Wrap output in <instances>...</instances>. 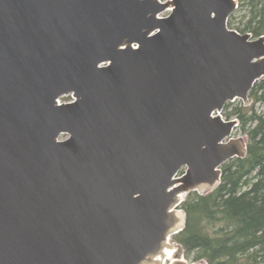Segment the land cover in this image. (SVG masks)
Segmentation results:
<instances>
[{
  "label": "water",
  "instance_id": "water-1",
  "mask_svg": "<svg viewBox=\"0 0 264 264\" xmlns=\"http://www.w3.org/2000/svg\"><path fill=\"white\" fill-rule=\"evenodd\" d=\"M239 7L0 0V264H161L179 250L167 240L186 228V197L248 155L238 121L212 116L264 79V36L228 26Z\"/></svg>",
  "mask_w": 264,
  "mask_h": 264
},
{
  "label": "trees",
  "instance_id": "trees-1",
  "mask_svg": "<svg viewBox=\"0 0 264 264\" xmlns=\"http://www.w3.org/2000/svg\"><path fill=\"white\" fill-rule=\"evenodd\" d=\"M238 1L244 14L236 27L233 15L229 27L264 36V0ZM250 99V107L241 101L225 109L226 119L237 118L249 137L247 157L222 166V184L213 193H191L182 204L187 224L174 240L189 262L264 264V112L257 110L264 106V84H255Z\"/></svg>",
  "mask_w": 264,
  "mask_h": 264
},
{
  "label": "rangeland",
  "instance_id": "rangeland-1",
  "mask_svg": "<svg viewBox=\"0 0 264 264\" xmlns=\"http://www.w3.org/2000/svg\"><path fill=\"white\" fill-rule=\"evenodd\" d=\"M243 14H244V12H240V10H237V11L235 12V14H234L235 17H236V21H235V22H237V23L235 24V27L239 25V24H238V21L241 19V17L243 16ZM259 83L264 84V79L260 80ZM67 99H68V98L65 97V98L62 99V100L64 101V100H67ZM251 104H252V102H251L249 105H246V106L250 107ZM239 105H240V102H239V101H237V102L234 103V106H239ZM257 110H258V112H260V113H261V112H264V106H261L260 104H258V105H257ZM234 118H235V117H234ZM234 137H235V138H238V137H245V138L249 141V137H248V135L246 134V132H244V131L242 130V128H241L240 126L236 128V130H235V132H234Z\"/></svg>",
  "mask_w": 264,
  "mask_h": 264
},
{
  "label": "built area",
  "instance_id": "built-area-1",
  "mask_svg": "<svg viewBox=\"0 0 264 264\" xmlns=\"http://www.w3.org/2000/svg\"><path fill=\"white\" fill-rule=\"evenodd\" d=\"M161 1H162V2H166V1H168V0H161ZM169 14H170V12L167 11V12H164L163 14L159 15V17H160V18H166V17L169 16ZM214 115H215V114H214ZM168 243L171 244V245H176V243L173 242V241L171 240V238L168 240ZM169 253H170V251H169L168 249H165V258L162 260V264H171V263H173L174 259H173L172 257L169 256ZM158 259H160V258H158Z\"/></svg>",
  "mask_w": 264,
  "mask_h": 264
}]
</instances>
